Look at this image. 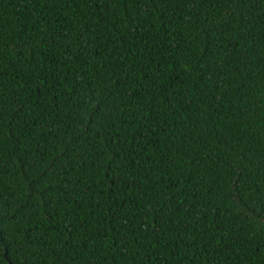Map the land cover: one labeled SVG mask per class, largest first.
Instances as JSON below:
<instances>
[{"label":"trees","instance_id":"16d2710c","mask_svg":"<svg viewBox=\"0 0 264 264\" xmlns=\"http://www.w3.org/2000/svg\"><path fill=\"white\" fill-rule=\"evenodd\" d=\"M0 264H264V0H0Z\"/></svg>","mask_w":264,"mask_h":264}]
</instances>
